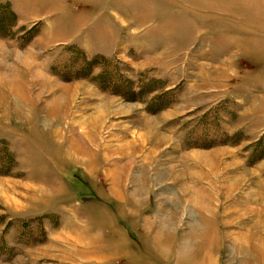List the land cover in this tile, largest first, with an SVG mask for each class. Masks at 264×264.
I'll use <instances>...</instances> for the list:
<instances>
[{
    "label": "rangeland",
    "instance_id": "rangeland-1",
    "mask_svg": "<svg viewBox=\"0 0 264 264\" xmlns=\"http://www.w3.org/2000/svg\"><path fill=\"white\" fill-rule=\"evenodd\" d=\"M0 13V264H264V0Z\"/></svg>",
    "mask_w": 264,
    "mask_h": 264
},
{
    "label": "bare ground",
    "instance_id": "bare-ground-1",
    "mask_svg": "<svg viewBox=\"0 0 264 264\" xmlns=\"http://www.w3.org/2000/svg\"><path fill=\"white\" fill-rule=\"evenodd\" d=\"M253 201L254 202L257 201L259 202V204L264 205V191L262 190V192H260L256 197H254ZM261 207L262 209L258 210L259 220L256 222L257 225L255 224L257 227H255V229L253 228L254 230L253 229L250 230V233L248 234L247 238L248 239L250 238L252 241L254 240V243L257 244L256 246H258L256 247V253H258V249H259V252H262V259H264V216H262V214H264L262 213L264 212V209H263V206ZM248 211L251 212L252 210L248 209Z\"/></svg>",
    "mask_w": 264,
    "mask_h": 264
},
{
    "label": "trees",
    "instance_id": "trees-1",
    "mask_svg": "<svg viewBox=\"0 0 264 264\" xmlns=\"http://www.w3.org/2000/svg\"><path fill=\"white\" fill-rule=\"evenodd\" d=\"M1 16H2V14L0 13V17H1ZM71 49H72V51L75 52V54H76V55L73 57L74 60H78L79 57H80L81 60H86V56L84 55L85 53H84V50H83V49L79 48L78 46H76V47H72ZM101 60H103L105 63H107L106 60H105L104 58H102V57H101ZM103 61H102V62H103ZM104 62H103V63H104ZM105 63H104V64H105ZM107 77H108V75H107Z\"/></svg>",
    "mask_w": 264,
    "mask_h": 264
},
{
    "label": "crops",
    "instance_id": "crops-1",
    "mask_svg": "<svg viewBox=\"0 0 264 264\" xmlns=\"http://www.w3.org/2000/svg\"><path fill=\"white\" fill-rule=\"evenodd\" d=\"M5 79V78H4ZM4 79H2V80H4ZM0 84H2V82H0Z\"/></svg>",
    "mask_w": 264,
    "mask_h": 264
}]
</instances>
